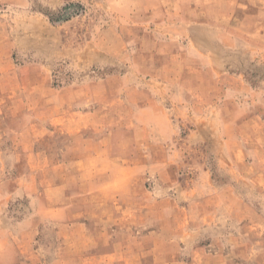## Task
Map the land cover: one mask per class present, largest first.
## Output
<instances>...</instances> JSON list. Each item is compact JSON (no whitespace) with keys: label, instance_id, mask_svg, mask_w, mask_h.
<instances>
[{"label":"rangeland","instance_id":"374dc122","mask_svg":"<svg viewBox=\"0 0 264 264\" xmlns=\"http://www.w3.org/2000/svg\"><path fill=\"white\" fill-rule=\"evenodd\" d=\"M141 1L151 15L152 0H0V264H264V0L231 4L235 23L224 26L237 34L219 74L191 45L183 72L153 76L166 115L154 123L156 166L123 169L124 180L111 169L89 178L67 151L69 136L38 126L70 86L110 77L102 95H120L122 79L154 92L135 72L156 60L141 54L143 43L152 48ZM147 223L158 232L134 234ZM90 224L103 238L110 225L119 247L86 246ZM170 233L177 238L160 240Z\"/></svg>","mask_w":264,"mask_h":264},{"label":"crops","instance_id":"0c3cea01","mask_svg":"<svg viewBox=\"0 0 264 264\" xmlns=\"http://www.w3.org/2000/svg\"><path fill=\"white\" fill-rule=\"evenodd\" d=\"M248 1V0H247ZM154 3L151 9V15L148 7H144L143 1L140 2V17L148 13V17L141 21H148L151 26L146 38L152 36V48L143 43L141 54L152 55L156 58L150 62H138L135 64L136 73L147 74L150 84H154V92L143 87V82L138 80L118 81L121 85V94L118 96L102 95L101 89L109 88L111 79H105L84 83L68 88L70 95L60 97L59 102L50 101L48 112L38 115V126L45 127V124H51L54 129L61 131L69 136V147L67 151H73L75 156L72 161L79 168L89 169L92 176L96 179L97 175L104 172V169H111V174L120 177L123 180V169H141L151 168L157 161V151L159 145L155 138L156 118L165 119V109L162 106L158 93L156 79L157 72L162 69L168 71L183 72V65L189 55V49L192 45V52L199 58L200 63L207 64L210 74L217 73L220 69V57L225 48H229L230 39L237 33L226 28V24L235 23L232 17L235 10H232V3L245 9L246 0H152ZM155 14V15H154ZM242 15L238 23L245 24L249 22L245 18L247 13L237 12ZM155 16V18L150 17ZM139 26L143 28V24ZM262 21V20H261ZM146 23H144L145 25ZM180 34V35H179ZM178 36L182 39L179 43ZM244 41H249L248 37H241ZM185 40V44L183 41ZM242 41V42H244ZM264 46V42L262 44ZM233 46V45H231ZM223 48V49H222ZM242 50V47H239ZM231 51V52H229ZM227 53H234L235 49H230ZM148 53V54H147ZM168 59V60H167ZM171 65L168 67L169 63ZM180 62V63H179ZM168 79V78H166ZM109 86V87H108ZM151 86V85H150ZM149 88V87H148ZM152 88V87H151ZM82 92V96L72 95L73 92ZM91 93L87 95L85 93ZM43 125V126H42ZM121 174V175H120ZM123 182V181H122ZM126 183V182H125ZM119 198H124L120 193ZM133 201L132 217L141 216V209L135 208L139 197L135 194L130 197ZM155 200V199H154ZM148 207L144 211L143 218L149 220L156 208ZM178 212V210H176ZM180 212V211H179ZM181 216L188 223L192 219L189 211L185 215L181 211ZM205 213L197 215L198 218L205 220ZM140 222V221H139ZM152 223L146 226L133 227L139 234L141 232L149 235L158 232L157 227ZM107 226V225H106ZM111 229L102 226L100 234L106 235L105 238L93 236V225L85 228L86 246L93 245V242L99 239L104 241L103 245L110 243L113 247H119L116 239H109L108 232ZM119 228H121L119 226ZM145 235V234H144ZM112 238V237H111ZM173 233L160 237V240L173 241L176 239ZM84 243V244H85ZM139 246V245H137Z\"/></svg>","mask_w":264,"mask_h":264}]
</instances>
